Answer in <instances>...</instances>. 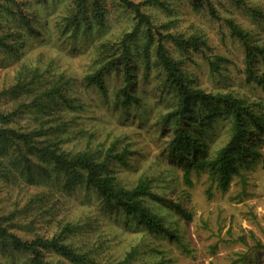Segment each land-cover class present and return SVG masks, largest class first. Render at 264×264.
Instances as JSON below:
<instances>
[{"label": "trees", "instance_id": "1", "mask_svg": "<svg viewBox=\"0 0 264 264\" xmlns=\"http://www.w3.org/2000/svg\"><path fill=\"white\" fill-rule=\"evenodd\" d=\"M190 2L219 17L211 0ZM119 8L128 26L117 37H100L98 28H104L111 12ZM152 9L170 12L172 4L169 0H0V69L13 67L12 74L0 75V264H16L18 258L11 251L22 256L18 264L95 262L89 257L91 248L82 250L73 242L83 229L80 220L62 218L52 225L44 216L50 210V194L61 185L92 191L103 210L120 211L128 222L183 244L164 215L149 205L153 195L149 176L127 186L109 172V163L128 164L135 151L129 149L130 141L120 150L122 138L109 142V135L86 134L72 115L79 110L78 97L72 94L76 80L95 87L108 101L113 79L114 106L129 109L144 99L141 82L158 78L161 92L167 91L168 111L162 118L172 128L170 158L184 167L189 185L192 171L208 169L225 192L242 168H250L262 156L257 148L264 135L262 116L232 93L215 94L201 87L184 62L191 59L188 53L197 48L200 34L187 37L180 30V19L162 18ZM227 24L230 34L245 46L248 79L264 87V74L255 69L264 48L250 43L249 32L234 20ZM49 31L61 42L55 51L44 44ZM89 35L98 37L85 48L70 44V51H65L62 41L74 43ZM81 55V70H75L74 58ZM146 115L153 128L155 115L150 110ZM222 115L231 122L228 140L212 156L209 131ZM74 126L76 131H71ZM77 136L86 138L87 144L69 148L67 144ZM172 205L182 218L193 219L181 203L172 201ZM255 246L264 248L260 243ZM136 253L134 247L121 264H129Z\"/></svg>", "mask_w": 264, "mask_h": 264}, {"label": "rangeland", "instance_id": "2", "mask_svg": "<svg viewBox=\"0 0 264 264\" xmlns=\"http://www.w3.org/2000/svg\"><path fill=\"white\" fill-rule=\"evenodd\" d=\"M169 1L172 4L170 12L151 11L162 18L180 19V30L187 32V37L197 32L200 34L197 48L188 53L191 59L184 61L199 85L215 94L232 93L242 98L264 119V87L255 79H248L245 46L230 34L227 24L234 20L249 32L250 43L264 48V0H240L241 3L211 0L218 18H214L206 6L194 8L190 0ZM122 11L119 8L111 12L107 25L98 28L100 37H117L125 30L128 18ZM93 37L98 36L79 37L74 43L66 39L62 43L65 51H70V44L74 49L85 48ZM45 38V47L53 51L61 43L51 31ZM58 54L63 55L64 51ZM74 61L75 70H81L79 66L84 62V56H77ZM12 69H0V75L12 74ZM255 69L264 74V55L257 56ZM159 82L158 78L151 83L142 81L143 101L133 108L118 109L114 106L113 88L116 85L113 79L109 80L108 101L96 93L95 87H85L76 80L72 94L78 97L79 110L73 111L72 115L87 130V135H109V142L122 138L125 141L120 144V150L125 143H132L129 149L135 153L128 158L129 163L113 161L109 163V172L127 186L149 176L153 195L148 203L153 210L164 215L166 223L177 231L183 244L166 234L149 233L143 226L128 222L120 211L103 210L92 191L80 188L68 190L64 185L59 186L50 194V210L44 216L52 225L62 218L81 221L82 232L73 238V242L82 250L92 249L89 257L95 262L87 264H121L134 247L137 253L129 264H264V248L255 246L257 243L264 245V135L257 145L262 156L250 168H242L227 191L223 192L217 186L208 169L192 171V185H189L184 178V167L170 158L172 128L162 118L168 111L167 91L161 92ZM147 110L155 115L153 128L148 124L151 121L146 119ZM214 123L208 138L211 155L227 142L231 126L230 119L223 115ZM73 130L76 131L75 126ZM86 144V138L80 136L67 145L77 150ZM172 201L191 211L193 219L182 218L172 207ZM241 237L245 240L241 241ZM10 253L18 258L16 264L21 263L20 253Z\"/></svg>", "mask_w": 264, "mask_h": 264}]
</instances>
